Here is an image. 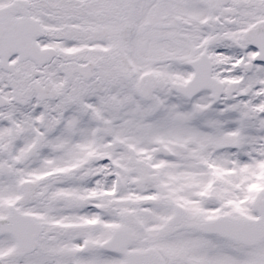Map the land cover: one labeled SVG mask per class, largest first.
Listing matches in <instances>:
<instances>
[{
  "label": "snow or ice",
  "instance_id": "obj_1",
  "mask_svg": "<svg viewBox=\"0 0 264 264\" xmlns=\"http://www.w3.org/2000/svg\"><path fill=\"white\" fill-rule=\"evenodd\" d=\"M0 264H264V0H0Z\"/></svg>",
  "mask_w": 264,
  "mask_h": 264
}]
</instances>
